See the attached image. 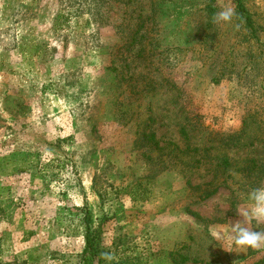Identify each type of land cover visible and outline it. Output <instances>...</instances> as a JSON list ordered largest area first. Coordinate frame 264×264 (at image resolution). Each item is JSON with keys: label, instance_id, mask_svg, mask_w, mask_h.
<instances>
[{"label": "rangeland", "instance_id": "obj_1", "mask_svg": "<svg viewBox=\"0 0 264 264\" xmlns=\"http://www.w3.org/2000/svg\"><path fill=\"white\" fill-rule=\"evenodd\" d=\"M207 2L0 0V264H82L85 216L107 262L264 264L212 234L264 188V0Z\"/></svg>", "mask_w": 264, "mask_h": 264}, {"label": "clouds", "instance_id": "obj_2", "mask_svg": "<svg viewBox=\"0 0 264 264\" xmlns=\"http://www.w3.org/2000/svg\"><path fill=\"white\" fill-rule=\"evenodd\" d=\"M234 15L232 8L228 7L216 14L215 19L222 22H230ZM249 200L252 201L251 211L239 212L242 219L236 220L234 223H228V228L221 227L212 234L217 239L228 238L238 248H258L264 242V232L254 231L249 228L252 220L258 223L264 221V188H258L251 191Z\"/></svg>", "mask_w": 264, "mask_h": 264}, {"label": "trees", "instance_id": "obj_3", "mask_svg": "<svg viewBox=\"0 0 264 264\" xmlns=\"http://www.w3.org/2000/svg\"><path fill=\"white\" fill-rule=\"evenodd\" d=\"M120 1V0H114ZM233 8L236 20L244 23L245 28H247L250 33L254 32L253 22L251 17L245 8L243 0H230ZM207 14L211 18L217 11V0H208L205 8ZM54 28L58 24V17L55 19ZM84 225V240L85 247L81 254L82 264H124L123 262H114L113 260H107L108 252L101 249L100 243V229L93 228L91 226L90 218L85 216L83 218Z\"/></svg>", "mask_w": 264, "mask_h": 264}]
</instances>
